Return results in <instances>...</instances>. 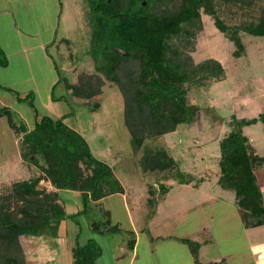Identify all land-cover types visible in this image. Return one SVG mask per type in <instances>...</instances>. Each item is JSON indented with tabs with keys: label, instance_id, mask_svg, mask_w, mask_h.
I'll use <instances>...</instances> for the list:
<instances>
[{
	"label": "rangeland",
	"instance_id": "rangeland-1",
	"mask_svg": "<svg viewBox=\"0 0 264 264\" xmlns=\"http://www.w3.org/2000/svg\"><path fill=\"white\" fill-rule=\"evenodd\" d=\"M23 1L0 0V10L6 9L9 14L0 20V59L6 60L8 65L7 69L0 68V87H4L0 89V107L14 112L29 128L32 127L30 109L27 104L17 101L16 95L33 93L39 114H44L46 110L65 114L67 122L74 124L86 140L92 154L112 169L125 190V197L113 195L97 203L88 202L84 212H79L82 210L79 193L60 191V202L67 214L73 215L65 219L66 232L56 238L21 236L19 240L28 264H67L71 253L65 247L71 242L82 244L93 240L101 248L100 264H115L114 255L122 251L130 252L134 240H142L144 235H188L195 238L203 235L200 230L202 225L213 233L217 228L221 233L236 232L237 228L229 229L222 223L217 226L215 220L204 217L203 222L193 220L195 214L200 215L204 210L198 207L188 209L187 204L201 201L202 192L213 188L220 193L221 190L226 191L230 197L232 195L208 181L212 182L218 174V141L228 131L230 117L253 118L264 112V36L237 31L244 49L239 56H234L237 49L234 42L217 29L212 16L199 8L202 30L187 43L184 42L183 50L190 55L193 64L209 58L217 60L224 70V78L208 87L200 85L189 89V103L200 107L194 123L180 124L175 131L144 143L163 147L177 161L179 169L201 176L206 173L207 180L198 190L174 183L165 201L158 207V220L151 224L146 215L145 187L139 179L138 156L141 150L134 148L124 125L122 93L113 82L102 76H99L102 81L100 93L91 99L75 95L67 89V85L74 83L79 74L95 73L94 63L85 52L90 26L84 1L28 0L35 10L29 12L25 19L20 18L16 26L13 16L18 4ZM218 2L221 6H218L217 15L230 28L242 23H256L264 0L256 1L244 10L228 2ZM10 3H13L14 11L8 9ZM73 12L75 18L70 15ZM51 37L55 38L53 44L49 41ZM41 39L46 46L45 51L36 47L31 50V46ZM61 39L70 42L66 44ZM182 42L181 38L176 39L174 45L180 46ZM20 43L24 50L16 53ZM21 55L27 59L28 68L19 64ZM55 84L52 94L62 98L60 109L56 111L51 102V86ZM35 85L37 87L33 89ZM260 127L261 123L245 127L243 134L260 139ZM203 155L205 161L201 159ZM35 173L33 167L21 162L18 139L6 119L0 118V192L7 190L10 183L29 179ZM40 185L42 187L44 183ZM181 210L187 211L188 217L172 216L166 220L168 212L175 215ZM106 221L118 229L108 231Z\"/></svg>",
	"mask_w": 264,
	"mask_h": 264
},
{
	"label": "trees",
	"instance_id": "trees-1",
	"mask_svg": "<svg viewBox=\"0 0 264 264\" xmlns=\"http://www.w3.org/2000/svg\"><path fill=\"white\" fill-rule=\"evenodd\" d=\"M83 1L90 26L85 52L94 63L95 73L79 74L67 89L91 99L100 93L99 76H102L122 93L124 125L134 148L141 150L140 181L146 189V214L150 218L169 189L166 181L193 186L202 181L181 171L163 147L144 143L175 131L180 124L194 123L200 107L189 103V89L208 87L224 78V70L217 60L209 58L193 64L183 50L184 42L202 30L198 6L214 17L217 29L236 45L234 56H239L244 48L237 31L264 36V2L259 7L256 23L228 28L217 15L221 6L218 0ZM220 1L241 10L258 2ZM180 38L182 44L174 45ZM115 49H121L126 55ZM0 65L6 66V60L0 59ZM55 86H52L51 100H61V96L52 94ZM16 99L28 105L32 127L6 107H0V118L6 119L18 139L21 162L33 167L36 173L29 179L10 183L7 190L0 192V264H27L21 236H58L60 223L73 216L65 212L60 191L79 193L83 210L79 212L86 210L88 202L123 192L112 169L92 154L83 136L67 126L62 117L46 111L39 114L33 93L16 95ZM257 122L264 124V112L249 119L231 116L228 131L219 139L216 184L234 193L245 227L264 224V206L254 175L264 165V157L254 154L242 134L244 126ZM41 181L50 188L41 187ZM105 224L108 231L118 229L108 221ZM182 241L195 254V243ZM71 253V264H97L102 252L96 242L87 240L76 243Z\"/></svg>",
	"mask_w": 264,
	"mask_h": 264
},
{
	"label": "crops",
	"instance_id": "crops-1",
	"mask_svg": "<svg viewBox=\"0 0 264 264\" xmlns=\"http://www.w3.org/2000/svg\"><path fill=\"white\" fill-rule=\"evenodd\" d=\"M66 6H67V3H66ZM8 9H10L11 11H14L13 3L12 4L10 3L8 5ZM33 9L34 8H33L32 3H29L28 0H24L22 3H19L16 9V12H15L16 14H14L15 16L12 15L13 18L15 19L14 20L15 25L16 26L17 24L19 25L20 18L23 17L25 19L29 12L30 13L33 12ZM5 15L7 16L9 15L8 13H6V9L0 10V20H2L1 17ZM70 15L75 18L74 12L72 14L70 13ZM26 22L27 20H25V23ZM18 40L20 41V39ZM65 40L66 39L64 40L61 39L63 43H66L64 42ZM49 41L51 42V44H53L55 42V38L51 37ZM35 47L37 50L42 49V51L44 52L46 46L44 44V41L41 39L39 43L38 42L35 43V46L33 45L31 46V50L35 49ZM23 50H24V46L22 45V43H20L19 48L17 49L16 53L23 52ZM24 58L25 57H22V60L19 61V64L25 68H28V61L26 58L25 59ZM7 66L8 65H6L5 67H0V68L7 69ZM32 83L36 84L35 81H32ZM36 87H37L36 85L35 87L33 86V89H35ZM60 101L61 100H56V101L51 100L54 111L60 109V105H59ZM46 112L50 113L51 115L57 118L62 117L63 122L67 126L77 131L74 124H69L67 122V118L65 114L60 113V112H56L54 114L47 110ZM245 119H249V118H245ZM257 123H260V122H257ZM255 124H252L249 126H253ZM245 127H248V126H244L242 128V134H243V129ZM260 132L262 133L261 134L262 137L260 139L255 138L252 135H248V136L244 134L243 135L248 139L250 145L252 146L254 150V154L260 157H264V144H263L264 124H262V127H260ZM257 146H260V148H257ZM202 152H204V150H202ZM204 155L201 157L202 161H205ZM174 161L176 160L174 159ZM217 164H218V160H217ZM183 172L192 174L197 179L201 178L202 181L199 182L196 186H193L192 184H178V185L191 186V188L198 190V189H201V185L207 180L206 175H205L206 173H204V175L201 176V175H197L198 173H195V172L194 173L186 172V171H183ZM254 175H255L257 186L261 193L262 204L264 206V165L257 168L254 171ZM217 176L212 182L208 181L209 184L214 183L215 185H217L216 184ZM40 183H44V186L47 189L50 188V185L48 183L43 182V181H41ZM174 183L177 184L173 180H168L165 182V184L169 186V189L166 194L169 193ZM224 190H227V189H224ZM214 191H215V188L211 190L209 189L207 190V192H202L204 195L201 201L199 202L192 201L187 204L188 209L193 210V208L198 207V209L204 210V212L202 211L200 215L195 214L192 217V219L193 220L198 219L197 222H203V217L210 221L215 220L217 221L216 222L217 226L220 223H222V224H225L227 227L229 226V229L237 228L236 232H231L228 234L221 233V230L217 228V231L213 233L212 230L209 231V228H206V226L202 225L200 230L203 232V235H199V237H195V238H192L191 236H188V235L187 236H173V235H168V234L144 235V238L142 240L141 238H138V239L136 238L134 240V242L131 245L132 250H130V252L122 251L118 254H115L114 255L115 264H264V224L259 225V226H254V227H245L241 219V214L239 211L237 199L234 198L235 197L234 193L231 192L230 190H227L231 192L232 194L230 197L229 195H226V191L221 190V193L219 191H215V192ZM114 195H120L122 197H125L124 188H123L122 193H118ZM146 197H147V193H146ZM105 198H102L101 200L97 202H100ZM165 199H166V195L164 196L163 200H161L157 204L155 214L152 217L148 218V223L152 224L154 221L158 220L157 219L158 217L156 218L157 210H158L159 205H161L165 201ZM97 202H92V203H97ZM62 205L66 212L64 204ZM222 208L224 209L221 210ZM227 208L228 210H226ZM207 209H210V211H206ZM166 215H167L166 220L168 218H171L172 216H176V218H181V219L182 217L184 218L188 217L187 211H183V210H181L180 213L176 212L175 215H172L171 212H168ZM66 229H67V222L64 220L59 225V229H58L59 236L64 235V233L66 232ZM192 236H196V235H192ZM182 240H187V241H190L191 243H195L196 245L195 254L191 252L188 244L183 242ZM75 244H76L75 242L73 243L71 242L69 246L66 245L65 249L67 251L70 250V253H71V249ZM23 252H24V249H23ZM24 255H25V252H24ZM101 257H102V254L98 258L97 264H100ZM25 259H26V263L28 264L26 255H25ZM71 263H72V253H71L70 262H68L67 264H71Z\"/></svg>",
	"mask_w": 264,
	"mask_h": 264
},
{
	"label": "water",
	"instance_id": "water-1",
	"mask_svg": "<svg viewBox=\"0 0 264 264\" xmlns=\"http://www.w3.org/2000/svg\"><path fill=\"white\" fill-rule=\"evenodd\" d=\"M201 6H198V8H200ZM202 8H206L205 6H202ZM213 19H214V17H213ZM115 50H117L119 53H121L122 55H126V53L124 52V51H122L121 49H115Z\"/></svg>",
	"mask_w": 264,
	"mask_h": 264
}]
</instances>
